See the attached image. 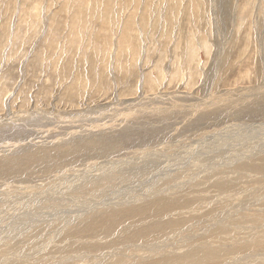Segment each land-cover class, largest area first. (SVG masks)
I'll use <instances>...</instances> for the list:
<instances>
[{
  "label": "rangeland",
  "instance_id": "rangeland-1",
  "mask_svg": "<svg viewBox=\"0 0 264 264\" xmlns=\"http://www.w3.org/2000/svg\"><path fill=\"white\" fill-rule=\"evenodd\" d=\"M146 2L0 0V161L92 148L0 176V264H264V0Z\"/></svg>",
  "mask_w": 264,
  "mask_h": 264
},
{
  "label": "bare ground",
  "instance_id": "bare-ground-1",
  "mask_svg": "<svg viewBox=\"0 0 264 264\" xmlns=\"http://www.w3.org/2000/svg\"><path fill=\"white\" fill-rule=\"evenodd\" d=\"M149 1L151 2L152 0H148V2ZM148 2H146V3H148ZM197 6H198V4L196 3L194 5L195 11L197 9ZM147 7H148V4H146L145 8H147ZM191 9H192V7H191ZM144 12H145V10H144ZM106 21L108 22V26H109V24L111 25L112 22H113V15L112 14L110 16L107 15ZM128 28L129 27H127V29ZM87 145L88 146H94V147H100L101 146L100 144H96L94 142H88ZM89 149H92V148H85L84 146L80 145V143H77L76 145H72L70 147V149H68V151L65 152V153H62V151L54 153V152H51L49 149H46L44 151L42 150L40 152H37L35 150H34L35 152L34 151H28L25 154L21 155L20 157L10 158V159H6V160L0 161V176H7V175L9 176V174L13 173V171L17 170V168H19V169L27 168L28 169V168H31L33 166L35 167L38 164H46L48 162L50 163V161H54L55 164H58L66 156L70 157V156L76 154L77 152L85 151V150H89ZM98 150H99V148H98ZM93 151H94V149H93ZM261 169H263V168H261ZM220 183H218V185ZM231 184L232 183L229 184V183L225 182L224 184H222V187H225L224 189L226 190V189H228L227 187H229ZM220 186H221V184H220ZM231 189L232 188L230 187L228 189V191L231 190ZM225 190H223V191H225ZM200 197H201V195H200ZM193 200H195V199H193ZM159 201L161 202V206L160 207H163V210H160V209L154 210V213H153V212H149V209L147 207H143V208H137L138 209L137 211L135 209L128 210L125 214H121L122 212H118V211H115V210H110V211H106L104 213V215L101 218V222H103V224H106V223H109V222H112V221H116L118 219L119 220H125V218H127L128 220H130V219H134V218H140V217H138V215H145L146 216L148 214V215L152 216V215H155L156 213H158L160 211H166V210L170 209V201L165 200V199H162V200H159ZM141 209H144L145 211L141 210ZM134 211H136V212L134 213ZM174 212H175V210L173 211V213ZM121 218H124V219H121ZM168 221H174V219L173 220H168ZM152 222L153 221H145L142 224L136 223V226H135L136 229L135 230H141V231L136 232L135 235L134 236H130V238L133 239V240L141 239V238H154V237H160V235L163 234L162 233L163 231L167 232L168 228L164 229L166 227V224L164 222L161 223V224H159V223L158 224H152ZM88 224H89V226H88L89 230H86L84 232V234L81 236V238L89 237L88 234L91 231H93L95 228H98L100 226L98 223L91 224L90 222H88ZM120 231H121V229H120ZM67 238H69V239L73 238V240H74V238H77V235L74 232L73 236L68 235ZM79 240H81V239H79ZM68 244H69V242H68ZM70 245L73 246V247L75 246L73 243H71ZM87 246L88 245L82 244V241H81V243H79V245H78V248L87 249L88 248ZM93 247H94V245H93ZM174 252L176 254H178V255L175 256V257L164 258V254L166 253V251H165V253H163L162 256L160 257V258L163 257L164 259L163 258L159 259L158 257L154 256V258L156 260L149 259L146 264H212L217 259H222V260L226 261L227 264L228 263L229 264H234V263H236V261L234 262L233 260H235V258H236L235 255L238 253V252H236L234 250H231V251H221L216 256H211V255L202 256L201 252H198V251H192L191 253H189L187 251H184L183 254L181 252H179V251H176V250H174ZM224 261L222 263H218V264H224Z\"/></svg>",
  "mask_w": 264,
  "mask_h": 264
}]
</instances>
